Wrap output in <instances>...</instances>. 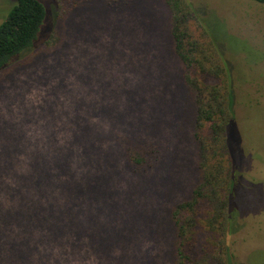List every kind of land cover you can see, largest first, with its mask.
<instances>
[{
    "label": "rangeland",
    "instance_id": "374dc122",
    "mask_svg": "<svg viewBox=\"0 0 264 264\" xmlns=\"http://www.w3.org/2000/svg\"><path fill=\"white\" fill-rule=\"evenodd\" d=\"M40 1L38 39L0 75V264L32 262L34 187L45 223L77 228L74 264H171V211L200 174L169 10L163 0H133L120 12L79 1L58 21L56 1ZM189 1L231 74L228 145L240 178L230 256L264 264V4ZM17 2L0 0V25ZM55 31L60 41L48 44ZM141 141L157 144L162 159L136 176L126 152ZM68 179L75 189L59 188Z\"/></svg>",
    "mask_w": 264,
    "mask_h": 264
},
{
    "label": "trees",
    "instance_id": "16d2710c",
    "mask_svg": "<svg viewBox=\"0 0 264 264\" xmlns=\"http://www.w3.org/2000/svg\"><path fill=\"white\" fill-rule=\"evenodd\" d=\"M55 1L58 21H62L72 10L68 3L76 6L85 1L120 12L133 0ZM163 1L170 13L173 53L184 68L183 80L194 105L193 137L200 174L190 195L171 211V264H234L228 247V237L236 232L230 206L240 174L228 145V128L234 120L229 65L189 0ZM254 1L264 4V0ZM46 16L40 0H18L0 25V75L34 45ZM59 41V32L55 31L48 44ZM33 56L30 54L27 60ZM126 159L131 172L141 176L159 165L162 150L157 144L141 141L127 149ZM56 182L49 185L51 192ZM66 184L75 189L69 179L59 183V188ZM29 195L26 233L31 238V264H74L77 228L58 220L45 223L38 207L41 196L37 187Z\"/></svg>",
    "mask_w": 264,
    "mask_h": 264
}]
</instances>
